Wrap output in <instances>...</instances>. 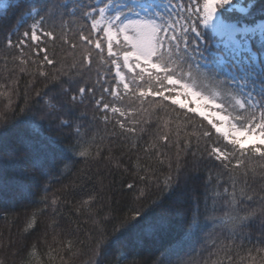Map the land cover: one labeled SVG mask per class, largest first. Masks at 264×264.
Listing matches in <instances>:
<instances>
[{
  "label": "trees",
  "instance_id": "16d2710c",
  "mask_svg": "<svg viewBox=\"0 0 264 264\" xmlns=\"http://www.w3.org/2000/svg\"><path fill=\"white\" fill-rule=\"evenodd\" d=\"M105 1L9 0L0 10V119L9 121L0 127V264H264V158L237 154L227 169L209 160L204 149L211 142L203 132L226 144L215 129L169 100L140 97L159 85L125 69L138 90L124 93L121 86L119 99L105 95L123 116L97 110L87 94L83 105L68 104L64 89L75 90L78 80L95 86L96 98L104 95V77L113 86L116 57L106 55L89 17ZM177 2L187 7V0ZM239 15L222 11L228 22H238ZM260 20L257 13L252 24ZM40 21L38 42L25 38ZM89 33L86 46L79 37ZM192 35L188 30L184 41L164 51L162 62L176 69V77L229 104L240 90L228 75L219 77L213 61L225 51L202 26L199 37ZM249 40L259 62L250 93L264 112V38ZM128 47L121 41L113 51L121 55ZM88 48L92 64L81 66ZM200 54L202 65L194 62ZM69 73L77 80H69ZM49 99L60 101L68 127L43 112ZM168 178L172 185L166 188Z\"/></svg>",
  "mask_w": 264,
  "mask_h": 264
},
{
  "label": "snow or ice",
  "instance_id": "6c2138e0",
  "mask_svg": "<svg viewBox=\"0 0 264 264\" xmlns=\"http://www.w3.org/2000/svg\"><path fill=\"white\" fill-rule=\"evenodd\" d=\"M147 3V0H139L137 7L140 4ZM232 0H203L202 4L200 0H197L196 4L193 5V11L188 17L189 19V31L194 34V36L199 35V29L202 25H207L212 19L215 18L216 13L225 8L226 5H231ZM125 7H127L125 5ZM113 8L110 3H105L103 7H98L91 9L89 12V17L91 21V30H100L99 25L101 20L96 17L99 16L104 19L107 15L108 29L104 32L107 37V53L109 57H115L117 53L113 51V41L119 42L120 34H124L123 41L128 44L129 47L123 52V65L113 59L111 64L115 68V73L113 76V86H109L107 77H104L102 82H100L99 90L104 94L99 98H96L95 93L97 88L95 86L86 85L82 80H78L79 84L75 90L64 89L65 98L69 105L80 106L83 105L85 96L89 97L91 103L95 104L97 110H101L107 113L109 110L113 113H119L123 116L125 113L119 107L111 106V103L105 100V95L108 97H113L114 99H119L121 97V86L124 93H128L130 88L135 91L138 90L139 85H137L135 78L132 79L130 83L122 72V68H127L129 72H135L136 76L143 80L145 74H147L148 81L156 80L161 85L165 84L172 86L173 91L177 88L179 89L178 94L189 101V105H195V108H189L190 111L199 112V114L212 125L215 129L218 138L222 137L226 142L224 147L220 143L213 140L210 131H205L202 136L206 137L208 141L211 142V146H205V153L209 160H215L219 163L222 168L227 169L228 164L231 159L236 157L237 154L243 156L246 152L252 154H258L261 158H264V112L251 113L249 108L237 100L235 103L238 105L240 112L236 116H232L229 112L225 111V106L221 104L218 99L213 95L205 94L199 91L192 83L185 82L175 76L176 69L169 66L168 63L162 62L163 56L166 54L159 49L163 48L165 45H172L173 40L184 41V37L173 35L171 39H161L160 33H163L164 29L151 28L150 25L153 20H145L139 16H133L131 11L125 14L123 8H117L114 12L110 13L109 10ZM237 12L240 14L238 18V23L241 24L237 31L248 32L251 30L250 25L253 23L256 14L258 13L261 18H264V0H250L249 7L239 6ZM194 17V19H192ZM88 19V17H86ZM125 21H127L125 23ZM122 25V27H121ZM43 28V21L34 23L31 25V30L29 32L23 33L25 38H30L31 41L38 42L39 37L37 33ZM112 28H116L117 31L114 33ZM146 34V35H145ZM44 35H51L50 32L45 31ZM80 40L89 45L92 43L91 35L85 34L81 35ZM8 45H11V40H7ZM19 43L23 46L24 41L21 40ZM75 47V45H74ZM95 48L98 51L96 55L98 57L103 56L101 43H96ZM40 51H46L45 48H41ZM44 61L48 64H52L53 60L49 59L48 55H44ZM93 61L91 48L87 49L86 56L82 57L80 65L83 66L85 63L91 65ZM43 75V73H42ZM83 75V73H81ZM69 80H77L74 76L69 73L67 75ZM53 82L59 81L58 77H51ZM136 85L135 88L132 86ZM165 89L163 87L159 89H151V91H140V97H147L154 95L160 97L162 100H168L169 96L164 95ZM42 98V96H41ZM173 104L177 103L176 99H172ZM181 107L185 105L181 104ZM208 111L210 114L206 115L205 112ZM43 112L49 118H55L58 126L68 127L69 121L60 113V101L45 100L43 103ZM246 113V114H245ZM107 119V117H105ZM9 121L0 119V127L5 126ZM121 128L124 127L123 124L120 125ZM74 136H80V128L76 124L73 126ZM251 138V140L249 139ZM248 143L250 146L245 147ZM227 145H231V148L226 152L225 148ZM79 155L81 157L87 156V151H80ZM172 185V179L168 178L165 181L164 187L169 188ZM132 188V185H128ZM164 191V188L160 189V193ZM55 203V202H53ZM138 213L141 210H136ZM261 215L264 216V209L261 210ZM136 217V216H135ZM133 217L132 219H134ZM126 223H122L120 228ZM115 231V229H114ZM107 238L101 239L97 242V247L95 249V255L98 256L100 247L105 243ZM96 264V260L94 261Z\"/></svg>",
  "mask_w": 264,
  "mask_h": 264
},
{
  "label": "rangeland",
  "instance_id": "374dc122",
  "mask_svg": "<svg viewBox=\"0 0 264 264\" xmlns=\"http://www.w3.org/2000/svg\"><path fill=\"white\" fill-rule=\"evenodd\" d=\"M102 0H99V2ZM190 5L188 7H182L177 0H155L151 2H147L145 4H140L137 7L138 2L135 0H106L105 3H110L113 5V8L109 10L110 13L114 12L117 8H123L125 14H128L131 11L133 16H139L145 20H153L150 29L155 28L157 31L159 29H164L163 33H160L161 39H171L173 35L182 36L189 30V25L187 22V16L189 17L193 11V5L196 4L197 0H187ZM203 2V0H202ZM201 2V4H202ZM9 0H1L0 1V10L6 9L9 4ZM250 0H232L231 5H226L225 8L220 9L214 19H212L207 25H202V27L207 30L213 37L216 38V46L222 48L225 53H221L214 56L213 61H215V67L217 71L221 73L219 77H223L225 74L228 75L232 81L235 83L238 90L242 88H248L247 91L242 92L240 96L232 95L230 100V104H225V111L229 113H236L240 111L238 105H236V101L239 100L241 103L245 104L251 113H259L262 112L259 104L254 99L255 95L250 93L251 90V82L254 81L253 75L255 71L259 67L258 57L255 53H253L251 49V44L249 37H258L260 39L264 38V20H260L251 24V30L248 32L237 31L236 29L241 26L238 22H228L222 18V11H230L237 12V8L239 6L249 7ZM105 5V4H104ZM103 5V6H104ZM125 5L127 7H125ZM101 6V7H103ZM239 14V13H238ZM98 20H101V24L99 25L100 30H96L97 34H101V40L104 41L106 46V55L107 53V37L104 35V32L107 31L109 25L107 22V15L104 19L101 17H96ZM127 21H125L126 23ZM34 23H32L33 25ZM122 27V25H121ZM112 31L115 33L117 31L116 28H112ZM39 36V32L37 33ZM146 35V34H145ZM124 34H120V40L117 42L113 41V46H118L121 49V41H123ZM194 36V34L192 35ZM191 37V35H190ZM199 37V35H198ZM124 42V41H123ZM98 43V42H97ZM179 43V41L173 40L172 45H165L163 48L159 49V51H167L170 50L174 45ZM202 44H205L204 40H202ZM170 53V52H168ZM191 53V52H190ZM120 56V63L123 65V54L116 55V60ZM199 59L194 57V62L197 64L199 61L203 59L202 55H199ZM109 57V56H108ZM204 60L211 61L208 57H205ZM199 65H202L199 63ZM128 71L127 68H122ZM139 70L136 69L135 72H130L132 74H136ZM129 72V71H128ZM115 73V68H114ZM147 79V74H145V78ZM154 83H157L159 86L155 89H159L163 87L165 89L164 95L169 96V101L172 99H176V106L189 110V108H195V105H189V101L184 97L178 94L179 89L177 88L173 91L172 86L168 85L165 81L164 85H161L156 80H153ZM152 87L144 90L151 91ZM219 101V100H218ZM221 104L222 102L219 101ZM172 103V102H171ZM173 104V103H172ZM181 104L185 105V107H181ZM115 107V106H114ZM197 114L199 117L203 118L199 112L191 111ZM206 115L210 114L208 111L205 112ZM204 119V118H203ZM206 120V119H204ZM208 123L209 121L206 120ZM210 124V123H209ZM211 125V124H210ZM212 126V125H211ZM251 140V138H249ZM248 143L245 144V147H249Z\"/></svg>",
  "mask_w": 264,
  "mask_h": 264
}]
</instances>
